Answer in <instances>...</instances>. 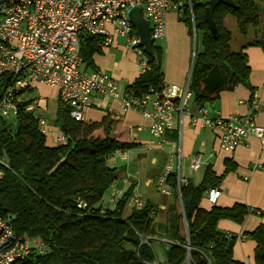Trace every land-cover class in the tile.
Returning <instances> with one entry per match:
<instances>
[{
  "label": "trees",
  "instance_id": "16d2710c",
  "mask_svg": "<svg viewBox=\"0 0 264 264\" xmlns=\"http://www.w3.org/2000/svg\"><path fill=\"white\" fill-rule=\"evenodd\" d=\"M191 1L201 44L191 72V104L202 107L238 85L253 92L245 49L264 50V46L256 41L232 52L231 34L224 27V20L232 16L239 32L245 35L249 27L259 25L254 1L231 0L235 8L217 6L213 13L217 38L211 36L204 20L207 0ZM180 20L187 21L184 13ZM98 41L99 38L89 35L80 39L84 69H94V56L101 52ZM153 53H144L147 69L125 87L127 98H139L162 82L161 47L153 44ZM7 85V79L1 77L0 100ZM29 103L30 100L18 103L12 134L8 133L5 121L0 120V159L7 164L0 179V217L10 216L15 231L38 239L44 245V253H30L25 260L13 264H151L155 260L160 264H242L232 256L236 236L218 229L217 223L225 219L241 224L253 210L241 203L226 208L213 206L209 210L199 206L203 194L214 188L221 177L206 171L199 185L181 184V212L176 175L167 176L173 203L168 207L167 232L162 238L166 241L155 239L163 251L160 259L151 238L155 205L146 201L141 208L128 210L134 185L114 201L109 202L111 196L103 202L117 180L109 159L116 151L131 150L136 144L116 139L110 118L99 123L75 122L68 106L58 100L53 125L65 142L45 147L46 136L38 131L36 115L25 109ZM233 168L227 166L225 171ZM80 202L85 207H79ZM110 204L113 206L108 207ZM248 235L255 243L254 263L264 264V224Z\"/></svg>",
  "mask_w": 264,
  "mask_h": 264
},
{
  "label": "built area",
  "instance_id": "2783aa9c",
  "mask_svg": "<svg viewBox=\"0 0 264 264\" xmlns=\"http://www.w3.org/2000/svg\"><path fill=\"white\" fill-rule=\"evenodd\" d=\"M130 7H139L148 22L150 38L154 41L165 34L166 14L170 11L189 14L190 29L196 36V19L191 0H0V78L5 77L8 85L0 100V120L15 117L18 103L29 101L26 111L37 117L38 131L46 135L51 129L46 119L37 115L40 102L45 100L28 96L29 92L47 87L56 89L58 99L69 108V115L75 122L83 120V113L91 105L94 94L118 97L114 80L102 71L84 69L80 57V39L85 36L99 38L97 45L105 48L116 37L126 41L127 49L135 52L140 61L142 72L147 69L145 56L139 47V39L127 17ZM184 87L164 85L162 82L149 88L139 98H124L123 109L134 110L149 124V133L157 140L172 126L177 116V132L181 134L187 125L210 129L218 138L219 149L231 152L253 136L264 143V129L255 123V115L264 109L252 94L250 113L222 117L214 112L210 117L205 109L200 115L188 112L191 93L189 84L191 71ZM65 142L62 134H57L55 144ZM119 156L127 159V150H118L109 159ZM7 164L0 159V179L3 178ZM189 167L196 171L201 167L200 156L190 159ZM170 166L157 180V189L170 195L167 176ZM180 178H176L180 196ZM219 191H208V200L215 201ZM117 197L113 196L109 202ZM145 204L139 196L127 203L129 209L141 208ZM79 207L85 204L79 203ZM181 212H183L181 204ZM238 236L237 239H243ZM146 242V240H145ZM30 253L43 254L44 245L26 234H18L10 216L0 217V264H13L25 260ZM151 264H160L154 261Z\"/></svg>",
  "mask_w": 264,
  "mask_h": 264
},
{
  "label": "crops",
  "instance_id": "0c3cea01",
  "mask_svg": "<svg viewBox=\"0 0 264 264\" xmlns=\"http://www.w3.org/2000/svg\"><path fill=\"white\" fill-rule=\"evenodd\" d=\"M183 13L187 18L185 22L180 20ZM189 22V14L185 9H181L180 13L170 11L166 14L165 34L157 39L162 49L164 85L182 88L186 84L191 62H194L195 52L198 51L197 41L192 49V30ZM245 53L251 68L249 82L253 92L238 85L232 91L222 92L218 98L202 107L193 106L190 100L189 114L198 116L200 110L205 109L210 117L214 112H219L222 117L246 115L250 113L252 94L264 106V50L260 47H248ZM94 69L102 70L114 80L118 97L113 99L106 95L94 94L91 105L84 110L83 121L99 123L104 118H110L114 122L115 138L136 144L135 148L128 150L127 159L117 156L111 162L110 166L115 168L117 180L110 186L103 202H107L111 196H121L134 185L132 198L139 196L145 202L149 201L155 205L153 193L157 191V180L164 173L166 166H170L168 175L171 173L176 175L175 178L179 177L182 185H199L205 172L210 171L221 179L214 188L210 187L203 194L199 206L209 210L213 206L226 208L241 203L253 210L241 224L222 219L218 221L217 228L228 235L236 236L232 249L234 260L242 264H255V243L248 234L259 224H264V143L250 136L233 151L224 152L219 149L217 136L206 127L187 125L179 134L176 115L172 126L164 132L161 138L163 140L155 139L148 131L149 121L137 111L123 109L122 101L127 98L125 87L131 84L142 70L138 56L127 49L126 41L122 37H116L111 45L101 48V52L94 56ZM255 123L264 129V109L256 113ZM98 133L102 134V131ZM195 155L200 156L201 167L193 171L189 162ZM227 166L234 168L226 172ZM211 189L219 191L213 202L208 200V191ZM170 192L163 204L166 207V231L162 237H158L160 239L167 232L168 207L173 203L172 191ZM177 201L181 211L179 197ZM110 206L113 205H108ZM126 208L130 210L128 206ZM238 236L244 238L237 239Z\"/></svg>",
  "mask_w": 264,
  "mask_h": 264
},
{
  "label": "rangeland",
  "instance_id": "374dc122",
  "mask_svg": "<svg viewBox=\"0 0 264 264\" xmlns=\"http://www.w3.org/2000/svg\"><path fill=\"white\" fill-rule=\"evenodd\" d=\"M256 4L258 14H259V25L255 28L249 27L248 33L245 35L241 34L237 28L235 19L232 16L226 17L224 20V27L229 30L231 34V41H230V50L232 52L239 51L240 47L246 44H250L253 42H260L264 46V1L262 0H253ZM190 24V22H189ZM191 44L192 49L195 47V41H197V49H201L200 44V34L198 35L196 32V36H193L191 31ZM154 45L159 46L160 41L154 40ZM98 71H102L98 69ZM56 89H49L47 87H40L39 89H35L32 92H29L27 95L34 97L36 99H43L46 101L45 104L40 102L39 108L37 111V115L41 114L47 121V127L51 130L46 132V144L45 147H50L55 145V137L60 132L57 128L53 125V121L55 118V114L57 111L58 106V97L56 95ZM5 121L8 133L12 134L16 128V120L14 117H8L3 119ZM176 172V168L174 170ZM145 195V194H144ZM153 199L156 207V216L153 220L151 225V238L153 239L152 245L155 253L157 254L158 258L162 259L163 252L162 249L157 244L156 240H160L158 237H162L166 231V207L163 206L164 202H166L168 196L162 194L158 189L155 190L153 193ZM163 206V207H162ZM180 206V205H179ZM182 233L185 234V227L184 224L182 225ZM156 239V240H155Z\"/></svg>",
  "mask_w": 264,
  "mask_h": 264
},
{
  "label": "water",
  "instance_id": "95a60500",
  "mask_svg": "<svg viewBox=\"0 0 264 264\" xmlns=\"http://www.w3.org/2000/svg\"><path fill=\"white\" fill-rule=\"evenodd\" d=\"M219 5L235 8V5L231 0H207V6L204 9V20L213 38H217L218 35V30L213 20V13L215 8ZM127 17L139 39V47L142 48V51L147 56H153V40L150 38L148 22L142 16L141 9L139 7H130L127 10ZM179 201L180 204H182L181 196H179Z\"/></svg>",
  "mask_w": 264,
  "mask_h": 264
}]
</instances>
